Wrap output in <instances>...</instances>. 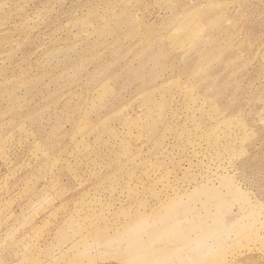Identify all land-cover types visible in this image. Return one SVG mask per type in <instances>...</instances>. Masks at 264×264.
Here are the masks:
<instances>
[{
    "label": "rangeland",
    "instance_id": "374dc122",
    "mask_svg": "<svg viewBox=\"0 0 264 264\" xmlns=\"http://www.w3.org/2000/svg\"><path fill=\"white\" fill-rule=\"evenodd\" d=\"M0 264H264V0H0Z\"/></svg>",
    "mask_w": 264,
    "mask_h": 264
}]
</instances>
